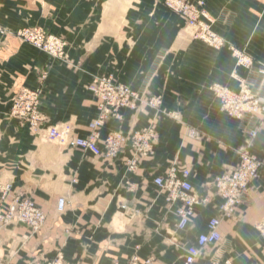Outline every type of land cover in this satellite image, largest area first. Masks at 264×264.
Wrapping results in <instances>:
<instances>
[{"label":"crops","instance_id":"1","mask_svg":"<svg viewBox=\"0 0 264 264\" xmlns=\"http://www.w3.org/2000/svg\"><path fill=\"white\" fill-rule=\"evenodd\" d=\"M205 8L213 18L212 29L226 40L220 49L193 39L182 17L163 0H0V27L39 25L64 37L68 59H53L14 35L0 33V180L11 184L10 196L32 198L46 214L38 231L16 221L0 224V264H48L57 256L70 264H113L134 254L151 257L155 264L181 263L186 247L196 243L208 220L219 213L222 199L212 186L213 177L236 164L240 148L248 146L264 160V119L249 142L243 123L222 112L209 89L214 82L237 87L231 76V46L254 58L253 71H237L259 86L264 0H205ZM94 75L162 94V108L175 113V118L156 117L146 105L123 108L121 119L110 118L97 129L99 143L111 131L130 135L155 129L153 153L141 157L134 169L127 165L133 154L130 139L109 160L48 140L8 114L14 95L28 87L40 96L47 119L42 128L68 124L72 135L87 136L98 114V101L88 89ZM244 122L248 127L257 123ZM186 126L198 129L202 137H189ZM175 162L190 168L194 191L208 198L195 207L185 229H176V205L166 203L153 183ZM59 197L67 200L62 211L57 209ZM260 220L264 174L251 182L234 216L221 219V240L205 247L196 264L227 259L264 264V243L255 227Z\"/></svg>","mask_w":264,"mask_h":264},{"label":"built area","instance_id":"2","mask_svg":"<svg viewBox=\"0 0 264 264\" xmlns=\"http://www.w3.org/2000/svg\"><path fill=\"white\" fill-rule=\"evenodd\" d=\"M164 5L178 13L187 27L191 29V37L200 40L206 45L220 49L226 45L223 36L212 29L213 18L205 8V0H163ZM4 31L3 29H0ZM22 39L32 43L35 47L60 56L66 47V40L55 35H45L37 28L18 29L14 32ZM231 53L235 60V68L231 76L237 81V87L231 88L225 84L214 82L210 84V90L219 100V108L230 119L241 124V131L249 142L256 138L259 127L264 119V61H258L257 71L261 75L257 88L248 80L238 74L237 69L242 67L248 72L255 69L254 58L244 50L231 46ZM89 89L98 101V114L89 123L91 132L87 136H75L71 134V127L67 124L49 125L41 127L44 120L38 110L39 95L37 90L23 89L15 97L11 104V115L26 117L30 121L33 132L43 131L49 140L63 142L69 146L79 147L91 152L94 156H103L109 160L118 155L128 139L133 149L132 157L127 159L129 169H134L141 157L151 155L156 137L153 127L134 131L130 135H124L119 130L111 131L99 143L97 129L110 118L121 119V109H138L146 105L155 110V116L168 115L176 117L173 112L162 108V94H150L147 90H137L129 85L117 82L108 75H95L89 85ZM256 119L257 123L247 126L245 120ZM245 123V124H244ZM185 132L189 137L199 139L202 133L192 127L186 126ZM239 158L235 165L223 173L213 177L211 183L216 194L222 199L219 213L211 217L206 225V231L199 233L195 244L186 247V253L181 263L165 264H196L203 249L216 244L221 240L219 226L223 217H232L236 207L245 199L251 182L264 174V160L253 154L248 146L240 148ZM191 170L188 167L172 163L164 173L154 177L153 183L157 190L164 194L166 203L176 205L175 215L176 229H185L195 213V207L205 205L207 197L198 195L190 180ZM12 186L9 182L0 180V224L12 221L20 222L32 231H38L46 221L43 208L32 198L20 195L10 196ZM8 197L11 200L7 202ZM67 204L64 197H59L57 209L62 211ZM125 209L126 205L121 204ZM260 237L264 243V220L255 223ZM26 264H43L38 261ZM48 264H70L57 258ZM113 264H155L151 257L141 259L134 254L129 259L120 262L115 260ZM208 264H232L230 260H214Z\"/></svg>","mask_w":264,"mask_h":264},{"label":"rangeland","instance_id":"3","mask_svg":"<svg viewBox=\"0 0 264 264\" xmlns=\"http://www.w3.org/2000/svg\"><path fill=\"white\" fill-rule=\"evenodd\" d=\"M34 27H37V28H39V29H41L43 32H44V34L45 35H52V34H49V33H47L46 31H45V29L43 28V27H41V26H39V25H32V24H24V25H21V26H19L18 28H15V29H5V28H3V27H0V29H3L4 31H1L0 30V33H2V34H6V35H14L15 37H17L21 42H23V43H27V44H30L31 46H33V47H35L32 43H30V42H28V41H26V40H24V39H22L21 37H19L18 35H16L14 32L16 31V30H18V29H24V28H34ZM55 36H57V35H55ZM59 37H62V36H59ZM63 39H64V37H62ZM66 45H67V43H66ZM36 49H39V48H37V47H35ZM40 51H43V50H41V49H39ZM45 54H47V55H49L51 58H53V59H56V60H60V61H65V62H68V59H67V57H66V52H65V49H63V51H62V53L60 54V56H54V55H52V54H50V53H47V52H45V51H43ZM76 67H77V69L79 68V65H77L76 64ZM76 69V68H75ZM46 74H47V70H44V71H41V73H40V78L41 79H44L45 78V76H46ZM95 76V75H94ZM93 76V77H94ZM108 76H110V75H108ZM92 77V78H93ZM112 77V76H111ZM92 81V80H91ZM91 83V82H90ZM90 83L88 84V89H89V85H90ZM121 83V82H120ZM124 84V83H123ZM127 85V84H126ZM25 88H27V89H30V90H35V89H31V88H28V87H22L21 89H20V91H19V93H17V95H14V97L12 98V101H13V99L15 98V97H17L19 94H20V92L23 90V89H25ZM209 89H210V85H209ZM90 90V89H89ZM91 91V90H90ZM92 92V91H91ZM93 94V93H92ZM94 95V94H93ZM40 97V96H39ZM12 101H11V104H12ZM38 110H39V112H40V114H42V117H44V120H42L41 121V127H42V125L46 122V116L44 115V113L40 110V98H39V104H38ZM10 109H11V106H10ZM9 109V116L10 117H12V118H15V119H18L20 122H22V123H24V124H27L28 125V127H29V129H31L30 127H31V124H30V121L28 120V118H26V117H17V116H15V115H11V110ZM57 125H59V124H57ZM68 125V124H67ZM70 126V125H69ZM32 130V129H31ZM42 131V130H41ZM40 132V131H39ZM43 132V131H42ZM41 132V133H42ZM44 134V133H43ZM39 135V134H38ZM46 139H47V137H45ZM49 140V139H48Z\"/></svg>","mask_w":264,"mask_h":264}]
</instances>
